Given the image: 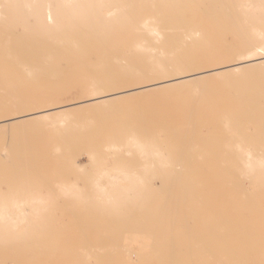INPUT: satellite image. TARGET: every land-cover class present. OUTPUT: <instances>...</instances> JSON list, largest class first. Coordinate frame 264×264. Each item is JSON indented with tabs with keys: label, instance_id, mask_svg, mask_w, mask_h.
Here are the masks:
<instances>
[{
	"label": "bare ground",
	"instance_id": "obj_1",
	"mask_svg": "<svg viewBox=\"0 0 264 264\" xmlns=\"http://www.w3.org/2000/svg\"><path fill=\"white\" fill-rule=\"evenodd\" d=\"M172 1L0 0V18L7 16L6 21L11 25V32L5 33V36L16 37L15 40L8 37L0 39V46L8 53L3 56L22 59L23 54L27 52L30 57L37 55L34 46L21 41L23 35L18 29L22 27L26 35H32L34 40L49 47L50 51L44 57L45 62L65 59L69 69L66 73L72 71L79 74L76 78H67L71 81V86L68 88L70 92L90 93L89 99L71 105L61 102L55 107L44 108L33 113L22 111L1 116L0 128L50 119H55L58 124L64 125L71 118V110L79 107L108 104V102L127 94H135V92L199 86L202 81L212 77L225 78L264 66L263 28L256 27L250 37L240 39L238 43L237 41L225 42L223 47L211 44L207 40L205 37L209 31L207 27L186 30L180 42L174 41L172 44V41L165 42L163 45L162 40H164V31L167 27L162 26V23L160 25L159 22L164 20L163 17L169 13V10L164 4L155 14L145 12V8L151 3ZM179 1L183 3V0ZM190 1L202 7V14L209 15V10L211 12L218 10L217 6L210 3L217 0H186V2ZM221 1L224 6L218 12L223 16H228L226 14L229 13L230 7L225 4L228 0ZM232 2L243 11L248 21L264 23V0H232ZM183 6L181 5V8ZM176 10L178 9L171 8L170 10L173 20L179 18L175 13ZM5 11L8 14H5ZM228 26L219 19L211 31L216 33L225 30L224 28ZM226 30L231 35L242 33L235 27H229ZM185 43L192 46L193 53H181V50L185 48L182 45ZM13 49L17 51L15 54L11 52ZM125 49H129L130 56H126ZM233 57H236V62L233 64L203 72L198 71L208 68L202 66L206 60ZM23 69L28 79L37 77L33 72V67L24 65ZM59 74H63V71L54 70L51 75L53 79H56ZM152 77L160 78L145 81ZM160 79L163 80L156 82ZM147 82L153 83L143 85ZM132 86L138 87L124 89ZM238 88L240 89L239 86ZM234 89L239 90L236 87ZM52 90L59 93L64 88L53 86ZM236 90V94L233 91L229 92H233L237 102L248 100L246 102L248 107L245 106L246 103L244 105V100V102L241 101L243 103L239 101L238 105L234 104L238 107L236 109L234 105H231L235 100H230L232 98L229 97L226 102L224 100L227 105L222 102L223 107L219 105L221 109L217 112L213 111H216V108L209 112L208 108L202 110L205 114L201 111L202 116L198 115L201 118L205 117L204 115L210 118L205 120L202 118L201 122L197 121L195 108L192 111L193 114L190 112L191 109L185 112L186 125L192 124V129L183 130L185 125H178L181 127H160L154 130L147 127L138 128L141 135L136 130L130 132L127 144L124 146L129 148L128 153L135 155L136 160L145 161L144 164L129 168L122 167L113 172L101 170L99 176H107L110 179V187L97 181L95 182L97 199L86 198V201L90 202L97 200V211L105 212L102 213V217L107 218L98 222L97 225L110 237L107 240L126 234L172 235V237L174 234L193 235L206 238V240L207 238L216 240L220 237L221 225L227 226L233 221L242 219L241 216L228 212L235 210L231 209L233 206L231 208L210 207L206 215L198 212L197 206H194L200 197L203 195L205 197V190H211L212 186L213 189L222 186L217 190L225 191L228 188L227 185L234 181L231 186L241 187L240 184L243 182L239 180L243 176L253 177L259 186H264V150L254 151L249 147L250 129H255L256 138L260 141H251L250 144L264 148V99L255 94L246 95ZM41 91L43 98H46L43 94L48 92V87L42 86ZM242 105L246 107L245 110L248 109L244 114L245 110L242 111ZM27 107L31 106L22 102L0 101V114ZM232 107L235 108L234 111ZM238 111L241 114H238ZM210 122L215 126V132L212 136L204 137L202 127L206 124L211 125ZM230 130L234 132L233 136H229ZM163 131H166L164 132L167 137L165 140L161 136ZM17 161L19 164L22 163L20 167H16L20 171L37 172L34 166H28L26 163L32 160L18 159ZM136 169H140L141 172H136L138 171ZM182 171L217 172L224 179L209 182L208 189L204 181L184 175ZM0 172H5V168H1ZM233 174L240 178H235ZM234 178L241 183L239 184ZM157 179H161L160 185L155 183ZM175 186H180L178 194H169L170 188ZM159 187L169 190L167 197L160 198L161 203L156 201ZM200 188L203 189L200 190ZM238 188L235 190L241 191ZM214 190V193L218 192ZM221 191L214 198H219L220 194H224ZM129 196L135 198L132 209L125 208L126 203H129L127 199ZM30 202L33 205H28L26 201L19 199L0 203L1 240L8 237H25L28 230L23 229L24 225H32L36 228L41 224L40 221L47 208L43 205L47 199L38 197ZM182 213L186 220L184 219L185 222L182 224H177L175 221H179ZM86 222L87 217L82 216L77 225L83 226ZM221 233L225 232L221 230ZM109 258L107 255L104 256L100 264H107Z\"/></svg>",
	"mask_w": 264,
	"mask_h": 264
},
{
	"label": "rangeland",
	"instance_id": "obj_2",
	"mask_svg": "<svg viewBox=\"0 0 264 264\" xmlns=\"http://www.w3.org/2000/svg\"><path fill=\"white\" fill-rule=\"evenodd\" d=\"M210 3L217 6L218 10L224 6L221 0ZM163 4L169 10V13L163 17L164 20L159 22L160 25L162 23V26L167 27L164 31L163 45L165 42L172 41L171 44L174 41L180 42L184 38V31L202 27H207L206 29L209 30L205 35L207 40L219 47H223L225 42L237 41L238 43L240 39L250 37L256 27L264 29V23L248 21L243 11L238 9L232 0L225 3L230 7L229 13L226 14L228 16H223L218 10L215 12L209 10V15L202 14V7L199 4L194 1L186 2V0H183V3L179 0L151 3L146 6L145 12L155 14ZM181 5L184 6L181 8ZM171 8L178 9L175 11L179 16L178 20L172 19ZM4 13L8 14L7 11ZM7 18V16L0 18V39L8 37L15 40L16 37H10L8 34L5 36V33L11 32V25L6 21ZM219 19L229 26L224 28L225 30L213 33L211 30ZM229 27H235L242 33L231 35L226 30ZM18 31L23 35L21 41L34 46L37 55L30 57L27 55L28 52L24 51L22 59L4 57L3 54L8 53L0 46V101L22 102L31 107L5 111L0 114V117L22 111L33 113L44 108L55 107L61 102L71 105L90 98L88 92L75 93L68 90L71 81L67 78H76L79 74L72 71L66 73L69 69L65 59L45 62L44 57L48 55L49 47L34 40L32 35H26L22 27ZM182 46L185 48L181 50V53H193L190 44L185 43ZM11 52L15 54L17 51L13 49ZM125 54L131 55L129 49H125ZM235 60L236 57L206 60L202 66L208 68L198 71L227 66L235 63ZM24 65L33 67L37 77L28 79L23 69ZM54 70L63 71V74L53 79L51 74ZM159 78L152 77L145 81ZM162 80H156V82ZM151 83L153 82L143 85ZM44 85L48 87V92L43 94L46 98H43L41 91ZM53 86L62 87L64 90L55 93L52 90ZM138 86L124 89L129 90ZM235 87L239 90L234 89ZM235 90L246 95L255 94L264 99V66L225 78L212 77L202 81L199 86L144 90L146 92L127 94L108 104L79 107L71 110V118L64 125L58 124L55 119H50L24 122L10 128L1 127L0 169L5 168V172H0V203L19 199L26 201L28 205H33L30 202L32 199L43 197L47 199L43 205L47 208L38 227L34 228L35 226L32 225L22 227L28 230L25 237L0 239V264H100L106 255L110 257L107 264H264V186H259L253 177H241L239 181L243 183L240 184L241 182L237 180L240 176L236 177L233 174L237 178L234 180L238 181L241 187L231 186L234 183L232 181L227 185V190L222 189L224 194L214 198L220 193L221 189L218 190L222 186L214 187L218 191L214 193L213 186L210 190L207 184L213 180L224 179L221 174L182 171L184 175L204 181V185L209 189L205 190V197L202 196L204 199L200 197V200L194 203L198 212L206 215L210 207L231 208L233 206L231 209L235 210L228 212L242 217V219L230 221L234 224L221 225L220 229L225 233L222 234L220 230V237L216 240L176 234L173 237L172 235L126 234L107 240L110 237L97 225L98 222L107 218L102 217V213L105 212L97 211V200L86 201V198L97 197L95 182L100 181L101 184L110 187V179L107 176H99L101 170L113 172L122 167L129 168L144 164L145 161L136 160L135 155L128 153L129 148L124 146L132 130L139 133L138 128L147 127L154 130L160 127L184 125L183 130L192 129V124L186 125L185 117L190 109L192 112L195 108V116L199 119L202 116V110L208 108L209 112L216 108V111H213L217 112L221 109L219 105L222 106V102L224 100L226 102L229 97L232 98L230 100H235L233 104L229 101L231 105H238L239 101L244 102V100L245 105L248 100L237 102L233 94V92L237 93ZM244 105H242L243 108L239 107L240 111L248 107L247 103L246 107ZM235 107L238 109L237 106ZM246 110L243 114L247 112ZM240 111L238 114H241L242 111ZM202 113L205 114L203 111ZM204 116L203 120L210 118H206L207 115ZM202 118L197 121L201 122ZM209 124L211 125L206 124L202 127L204 137L212 136L215 132V126L211 122ZM231 131L229 136L234 134ZM164 132L166 131L161 133L163 140L167 138ZM250 136V143L260 141L256 138L255 129H250ZM250 143V149L264 150L262 146ZM18 159L32 160L26 163L28 166H34L37 172L20 171L16 168L22 164L18 163ZM136 170L141 172L140 169ZM155 183L160 185L161 179H157ZM236 184L239 186L238 183ZM168 191L165 187H159L156 201L161 203L160 198L167 197ZM177 191H180V186L170 188L169 194L176 195ZM211 191L212 194H210ZM127 199L129 203H126L125 208L132 209L135 198L129 196ZM68 208L70 210H67ZM82 216L87 217V222L83 226H78ZM184 219L186 220V217L183 214L179 221L175 222L182 224L185 222Z\"/></svg>",
	"mask_w": 264,
	"mask_h": 264
}]
</instances>
